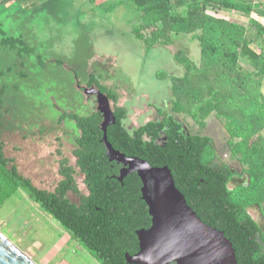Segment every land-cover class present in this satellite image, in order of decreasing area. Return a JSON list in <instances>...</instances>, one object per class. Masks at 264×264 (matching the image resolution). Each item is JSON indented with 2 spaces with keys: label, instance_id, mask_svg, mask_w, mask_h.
I'll list each match as a JSON object with an SVG mask.
<instances>
[{
  "label": "trees",
  "instance_id": "trees-1",
  "mask_svg": "<svg viewBox=\"0 0 264 264\" xmlns=\"http://www.w3.org/2000/svg\"><path fill=\"white\" fill-rule=\"evenodd\" d=\"M126 1L138 13L136 38L144 41L148 51L158 45L170 46L180 36H191L199 43L198 63L182 50L174 56L186 70L183 77L159 76L169 77L172 83L176 114L190 116L202 127L212 114L224 123L231 156L241 163L245 181L230 189L228 184L238 172L215 162L212 138L186 133L184 124L174 116L127 130L128 111L117 105L118 95L92 74L88 85L96 86L115 104L114 122L107 127L109 143L127 157L145 160L156 168L168 167L188 206L232 243L237 263L264 264V231L248 212L257 206L264 215V25L251 19L252 29L224 15L239 12L248 16L261 4L247 0ZM4 45L30 50L22 38H6ZM242 59L252 70L243 68ZM6 91V87L0 89V198L22 189L99 264H129L126 255L139 251L136 233L148 230L152 217L138 174L120 181L123 165L108 156L102 142L104 116L100 112L61 115V121H72L78 131L76 165L62 159L61 181L52 192L42 190L22 176L15 159L5 154L1 136L9 111L4 106ZM161 134L166 138L163 145L157 143ZM77 174L84 176L87 194L81 192ZM69 193L79 202L74 203Z\"/></svg>",
  "mask_w": 264,
  "mask_h": 264
},
{
  "label": "rangeland",
  "instance_id": "rangeland-1",
  "mask_svg": "<svg viewBox=\"0 0 264 264\" xmlns=\"http://www.w3.org/2000/svg\"><path fill=\"white\" fill-rule=\"evenodd\" d=\"M244 17L248 27L255 28L250 20L257 17ZM139 23L134 5L126 0H0V89H7L4 106L9 109L1 139L6 156L15 159L20 174L39 189L55 190L62 179V159L76 165L78 131L72 121H61V115L98 111L97 88L88 85L92 74L118 95L117 105L128 111L127 130L174 116L186 133L212 138L215 162L242 172L241 163L231 156L224 123L212 114L202 127L190 116L176 114L172 83L159 76L183 77L186 70L174 56L182 50L198 63L199 43L180 36L170 46L148 51L136 38ZM6 38H22L29 52L21 45L5 46ZM241 64L252 70L246 60ZM109 106L113 110L115 104L110 100ZM165 139L161 134L157 143L163 145ZM84 180L77 174V184L87 194ZM243 182L235 176L228 187ZM69 198L79 202L73 193ZM248 212L264 231L261 209L252 206ZM0 234L35 264H99L20 188L0 198Z\"/></svg>",
  "mask_w": 264,
  "mask_h": 264
},
{
  "label": "water",
  "instance_id": "water-1",
  "mask_svg": "<svg viewBox=\"0 0 264 264\" xmlns=\"http://www.w3.org/2000/svg\"><path fill=\"white\" fill-rule=\"evenodd\" d=\"M89 93L87 89L84 90ZM93 93V92H91ZM98 111L104 116L102 142L111 160L123 165L120 181L137 173L143 187V199L149 207L152 226L138 231L139 251L126 255L129 264H238L236 251L224 232L205 224L188 206L177 189L168 167H153L149 162L127 157L114 150L107 138V127L114 112L107 95L96 91ZM0 264H35L0 234Z\"/></svg>",
  "mask_w": 264,
  "mask_h": 264
},
{
  "label": "crops",
  "instance_id": "crops-1",
  "mask_svg": "<svg viewBox=\"0 0 264 264\" xmlns=\"http://www.w3.org/2000/svg\"><path fill=\"white\" fill-rule=\"evenodd\" d=\"M247 2L251 3V4H258L260 3L261 6L260 8L254 9L252 11L251 16L253 17H257V21L260 22L262 25H264V0H247ZM235 15H237L236 17H233L231 20H235V21H239L243 24H245L246 26L249 25V23L246 20V17L242 16L241 13L239 12H234ZM250 15H248L247 17H251ZM262 91L264 93V86L262 88ZM264 135V132H263Z\"/></svg>",
  "mask_w": 264,
  "mask_h": 264
},
{
  "label": "flooded vegetation",
  "instance_id": "flooded-vegetation-1",
  "mask_svg": "<svg viewBox=\"0 0 264 264\" xmlns=\"http://www.w3.org/2000/svg\"><path fill=\"white\" fill-rule=\"evenodd\" d=\"M92 87V86H91ZM97 90H98V88H97ZM99 104V103H98ZM97 112H99V111H97ZM236 176H238L240 179H242L243 181H245V176H244V174L242 173V172H240V173H238ZM235 177V176H234Z\"/></svg>",
  "mask_w": 264,
  "mask_h": 264
}]
</instances>
